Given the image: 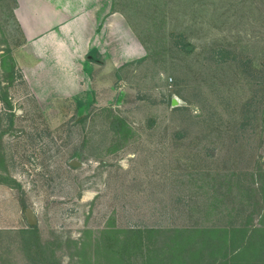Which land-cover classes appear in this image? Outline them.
I'll return each mask as SVG.
<instances>
[{
  "label": "rangeland",
  "instance_id": "1",
  "mask_svg": "<svg viewBox=\"0 0 264 264\" xmlns=\"http://www.w3.org/2000/svg\"><path fill=\"white\" fill-rule=\"evenodd\" d=\"M14 1L0 0L10 103L0 101V172L23 192L0 184V230L25 226L30 207L63 264H109L106 229L122 238L136 225L223 227L254 207L264 183V0H108L125 27L114 58L88 67L86 80L74 66L32 86L15 61ZM135 43L140 56L123 61ZM0 264H28L17 236H0Z\"/></svg>",
  "mask_w": 264,
  "mask_h": 264
},
{
  "label": "trees",
  "instance_id": "2",
  "mask_svg": "<svg viewBox=\"0 0 264 264\" xmlns=\"http://www.w3.org/2000/svg\"><path fill=\"white\" fill-rule=\"evenodd\" d=\"M172 36L180 48L188 46L189 42L182 33ZM222 52L221 48L216 50V55L221 54L219 59H223ZM9 75L12 79V73ZM0 101L10 107L6 93L1 89ZM110 127L115 133L121 131L117 118L111 120ZM176 135L182 137L181 132ZM2 162L0 155V165ZM258 174L259 181L264 171ZM0 184L23 192L18 181L2 172ZM261 184L257 187L259 193L256 192L253 197L254 207L249 211L240 208L234 220L223 227L201 225L198 221L183 226L136 225L122 230V238L116 235L119 233L106 229L101 242L110 254L109 264H264V183ZM242 194L246 199H252L250 196L254 195L248 189ZM20 200L22 207H25L22 198ZM2 235L19 238L20 250L28 264H63L53 247L41 240L36 224L26 222L17 230L1 229Z\"/></svg>",
  "mask_w": 264,
  "mask_h": 264
},
{
  "label": "crops",
  "instance_id": "3",
  "mask_svg": "<svg viewBox=\"0 0 264 264\" xmlns=\"http://www.w3.org/2000/svg\"><path fill=\"white\" fill-rule=\"evenodd\" d=\"M11 14L22 35L15 61L30 85L37 78L53 81L56 74L65 79L74 66L85 75L88 67L104 64L101 59H113L116 33L125 30L108 0H15ZM135 46L123 61L140 56Z\"/></svg>",
  "mask_w": 264,
  "mask_h": 264
},
{
  "label": "water",
  "instance_id": "4",
  "mask_svg": "<svg viewBox=\"0 0 264 264\" xmlns=\"http://www.w3.org/2000/svg\"><path fill=\"white\" fill-rule=\"evenodd\" d=\"M177 102H178V100L176 98H173L171 100V103L173 106H175L177 104ZM70 163H71V165H76L79 162L78 161H71ZM24 216H25L26 221L29 225H35L37 223L36 215H35V212L32 208L26 207L24 210Z\"/></svg>",
  "mask_w": 264,
  "mask_h": 264
}]
</instances>
